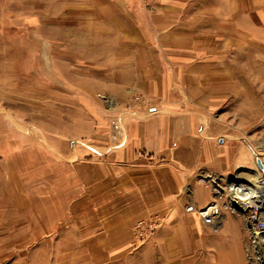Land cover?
Returning <instances> with one entry per match:
<instances>
[{
  "label": "rangeland",
  "instance_id": "obj_1",
  "mask_svg": "<svg viewBox=\"0 0 264 264\" xmlns=\"http://www.w3.org/2000/svg\"><path fill=\"white\" fill-rule=\"evenodd\" d=\"M110 18L120 37L170 39L160 82L166 73L175 99L208 102L222 140L246 153L249 167L213 175L249 180L264 159L256 151L264 146V0H0V264H164L174 228L187 240L184 262L218 264L212 243H237L239 264H264L261 243L260 263L251 256L242 213L224 216L239 224L236 236L195 226L197 217L186 213L172 236L158 219L138 241L142 219L126 251L99 263L97 254L80 253L98 224L91 219L98 204L87 201L82 220L78 202L87 197L78 196V178L98 181V100L110 102L97 88L65 89L66 63H89L76 62L65 45L98 36V21Z\"/></svg>",
  "mask_w": 264,
  "mask_h": 264
},
{
  "label": "crops",
  "instance_id": "obj_2",
  "mask_svg": "<svg viewBox=\"0 0 264 264\" xmlns=\"http://www.w3.org/2000/svg\"><path fill=\"white\" fill-rule=\"evenodd\" d=\"M119 27L117 19L99 20L98 36L71 38L78 48L72 51V44L65 45L68 55L89 63H66L67 71L62 73L69 92L97 88L110 102L98 100V181L78 178V196L87 197L78 202L82 220L88 217L87 201L98 204V214L91 218L98 224L79 250L97 254L98 263L127 250L138 220L161 219L169 226L161 231L172 236L168 231L186 216V205L202 207L210 200V190L197 183L199 177L231 175L250 165L245 152L222 140L208 102L175 99L165 72L164 77L160 73V82V65L168 60L162 49L170 39L127 32L120 37ZM134 29L141 27L134 24ZM132 95L145 103L132 102ZM195 219V226L214 234L240 232L231 216L217 227H206ZM174 230V236L182 237V231ZM218 246L212 243L211 248Z\"/></svg>",
  "mask_w": 264,
  "mask_h": 264
},
{
  "label": "built area",
  "instance_id": "obj_3",
  "mask_svg": "<svg viewBox=\"0 0 264 264\" xmlns=\"http://www.w3.org/2000/svg\"><path fill=\"white\" fill-rule=\"evenodd\" d=\"M255 166L256 170H248L249 172L246 173L250 177L249 180L239 178V174L231 176L228 180L225 177L213 174L199 177L197 183L210 190V200L202 207H196L193 203H190L186 205L185 212L194 214L206 227H217L226 214L242 213L244 232L250 240L249 250L251 256L257 263H260L256 256V244L261 243L258 249L260 252H264V169L259 168L256 162ZM254 173L258 174L255 180L256 183L252 181L250 176ZM223 211L225 214H223ZM157 220V218L152 217L143 222H138L134 228L137 236L135 238L141 241L146 233V231L140 232L144 225L145 228H149L148 235H150V231L152 232L155 229V224L156 226L159 224L156 223ZM151 226H153L152 229ZM257 236L260 237L259 240L255 239Z\"/></svg>",
  "mask_w": 264,
  "mask_h": 264
},
{
  "label": "bare ground",
  "instance_id": "obj_4",
  "mask_svg": "<svg viewBox=\"0 0 264 264\" xmlns=\"http://www.w3.org/2000/svg\"><path fill=\"white\" fill-rule=\"evenodd\" d=\"M253 90V89H252ZM208 94V93H207ZM214 96V95H213ZM257 102V101H256ZM151 106V105H150ZM180 106V105H179ZM200 107V106H199ZM159 108V107H157ZM169 108V107H168ZM157 112V111H156ZM163 113V112H162ZM187 113V112H186ZM178 116V115H176ZM172 117V116H171ZM178 118V117H177ZM186 118V117H185ZM162 119V118H161ZM171 119V118H170ZM187 119V118H186ZM205 119V118H204ZM203 119V120H204ZM169 120V119H168ZM179 120V119H178ZM184 120V119H183ZM162 121V120H161ZM163 123V122H162ZM165 129V128H164ZM163 129V130H164ZM162 130V129H161ZM158 131V130H157ZM39 134V133H38ZM157 136V135H156ZM36 137V136H35ZM38 140V139H37ZM42 142V141H41ZM256 151L263 150L264 151V146L256 147ZM261 167L264 169V159H259ZM258 174L254 173L251 174V178L253 182H257L256 176ZM248 195V194H247ZM245 196V195H243ZM193 236V235H191ZM196 237V236H195ZM258 237V236H257ZM256 237V238H257ZM169 240V239H168ZM196 240V239H195ZM187 240L182 239L181 237L175 236V241L174 244L170 247H168L164 251V264H190L189 262H184L181 257L183 255L184 251H188L185 247L187 246ZM220 245V243H219ZM183 248V249H182ZM238 249V244L237 243H232L229 246V249L225 247V245H220L217 247L216 252H219L218 254V264H239V256L236 254V251ZM181 255V257H180ZM186 255V254H185ZM192 258V257H191ZM153 264V263H152ZM217 264V263H216Z\"/></svg>",
  "mask_w": 264,
  "mask_h": 264
},
{
  "label": "water",
  "instance_id": "obj_5",
  "mask_svg": "<svg viewBox=\"0 0 264 264\" xmlns=\"http://www.w3.org/2000/svg\"><path fill=\"white\" fill-rule=\"evenodd\" d=\"M256 164L259 168H261L260 161L258 159L256 160ZM236 210L239 211L238 208H236Z\"/></svg>",
  "mask_w": 264,
  "mask_h": 264
}]
</instances>
